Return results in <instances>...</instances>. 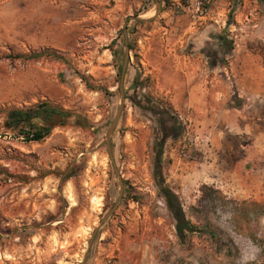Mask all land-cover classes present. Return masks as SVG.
<instances>
[{"label": "rangeland", "instance_id": "1", "mask_svg": "<svg viewBox=\"0 0 264 264\" xmlns=\"http://www.w3.org/2000/svg\"><path fill=\"white\" fill-rule=\"evenodd\" d=\"M121 70L176 120L185 245L154 122L127 104L106 144ZM44 102L71 117L43 141L4 128ZM0 264H264V0H0Z\"/></svg>", "mask_w": 264, "mask_h": 264}, {"label": "trees", "instance_id": "2", "mask_svg": "<svg viewBox=\"0 0 264 264\" xmlns=\"http://www.w3.org/2000/svg\"><path fill=\"white\" fill-rule=\"evenodd\" d=\"M220 48H226V43L221 35L216 37ZM228 48L227 52H230ZM51 56H55L52 55ZM105 92V91H102ZM105 94H107L105 92ZM163 113L168 114L166 109H162ZM71 115L59 107L50 105L48 103H39L33 107L27 109H16L8 111L4 128L6 130L14 131L18 137H21L23 141L30 142H41L48 137L51 131L58 126L65 125ZM174 119L175 130H178L176 126V120ZM177 135L173 132L172 134L160 135L154 142V159H153V178L155 187L158 190V196L164 201L166 208L171 214L174 221V228L176 236L181 245H185L187 237L189 235H203L205 234L204 229H199L192 225L188 221L181 209L176 195L165 185L162 178L161 168V156L162 148L165 141L169 138H176ZM215 239L214 235H210Z\"/></svg>", "mask_w": 264, "mask_h": 264}, {"label": "flooded vegetation", "instance_id": "3", "mask_svg": "<svg viewBox=\"0 0 264 264\" xmlns=\"http://www.w3.org/2000/svg\"><path fill=\"white\" fill-rule=\"evenodd\" d=\"M219 47L220 46L218 44V40L216 39V50ZM216 50L213 52V58L215 59H217ZM129 74L130 73L127 72V76L125 77V73L122 70L119 72L120 85L118 88V94L110 96L113 104L118 103L116 109V116L118 115V111L121 104H122V109L119 118L122 115L124 106L130 104L138 108L146 115L148 119L154 122V126L156 127V129L161 131L160 135L172 134V132L175 130L174 119H172L174 117L170 116L169 114L163 113L162 112L163 108L160 107L151 98L146 96V94L144 93L143 84L138 83L139 77L137 76V74L135 73L134 74L132 73L130 75ZM170 129H172L173 131Z\"/></svg>", "mask_w": 264, "mask_h": 264}, {"label": "water", "instance_id": "4", "mask_svg": "<svg viewBox=\"0 0 264 264\" xmlns=\"http://www.w3.org/2000/svg\"><path fill=\"white\" fill-rule=\"evenodd\" d=\"M156 12L158 13L159 12V6L157 5V9H156ZM143 21V20H141ZM121 109H122V104L120 105V108H119V111H118V115L116 116V118L114 119V121L112 122L109 130H108V133L106 135V144L107 146L109 147V142H110V137H111V134H112V131L114 129V127L116 126L117 124V121H118V118H119V115H120V112H121Z\"/></svg>", "mask_w": 264, "mask_h": 264}]
</instances>
